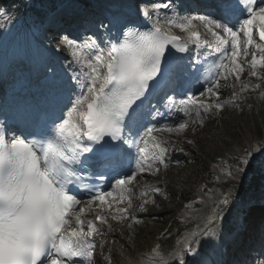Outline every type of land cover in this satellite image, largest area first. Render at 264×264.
I'll list each match as a JSON object with an SVG mask.
<instances>
[{"label":"snow or ice","instance_id":"snow-or-ice-1","mask_svg":"<svg viewBox=\"0 0 264 264\" xmlns=\"http://www.w3.org/2000/svg\"><path fill=\"white\" fill-rule=\"evenodd\" d=\"M158 7L166 9L169 5ZM210 9L206 14L165 17L166 24L186 33V38L162 29L159 20L147 30H141L131 17L121 24L106 48L91 37L83 43L78 42L79 38L64 37L66 45L73 50L74 62L81 67L69 78L73 82L69 86L71 94L61 114L22 130L0 125L4 131L0 135V264H65V258H92L95 238L102 235L99 226L107 224V216L97 214L95 220H88L85 214L99 202L102 212H108L113 220L123 221L128 218V209L117 207L113 214L110 210L116 199L114 192L103 190L91 195L84 206L77 207L82 201L75 192L89 177L105 180L120 176L110 187L118 190L116 202L127 200L130 207L132 189L128 185L136 179L137 171L152 169L157 162L167 167L163 159L167 147L163 145L169 141L154 133H183L189 121L160 127L150 124L144 135L136 139L145 121L162 115L152 103L154 98L160 102L161 92L166 97L165 107L176 108L186 117L190 116L189 104L196 107V116L200 117V109L219 111L234 103L236 93L230 101L207 104L197 103L189 93L187 101L181 102L184 106L177 108L174 97L165 91H174L172 85L182 74L190 72L176 53L191 52L190 44L197 49L211 48L207 40L201 42L194 21H199L212 35L218 53L217 62L207 69L211 79L201 95L207 93L218 98L221 76L227 79L228 75H234L239 81L244 65L238 57L242 52L246 57L249 48L256 50L250 53V75L257 77L258 70H264V6H257V0H214ZM143 15L148 17L149 13L145 11ZM100 26L111 32L112 21H108V26L102 21ZM241 37L246 41L243 48ZM248 87L242 85L240 90L246 91ZM260 95L264 97V92ZM200 123L203 124L202 118ZM145 137L150 138L152 148L158 151L149 155V140ZM133 147L137 149L135 156L130 151ZM256 151L261 153L260 164L264 165V149ZM254 159L253 152L248 151L238 159L235 171L229 170L226 175L233 180L242 179ZM155 171L159 172V167ZM85 190L91 191L86 185ZM152 190L161 192L159 187ZM221 203L229 206L232 201L226 195ZM144 204L140 205L141 211H146ZM224 210L218 208L209 224L224 220L221 215ZM133 220L140 222L135 217ZM185 245L178 255L182 256L184 251L196 254L188 241ZM157 257H161L158 247L153 249L150 259L155 264H166L162 257L157 261Z\"/></svg>","mask_w":264,"mask_h":264},{"label":"rangeland","instance_id":"rangeland-1","mask_svg":"<svg viewBox=\"0 0 264 264\" xmlns=\"http://www.w3.org/2000/svg\"><path fill=\"white\" fill-rule=\"evenodd\" d=\"M139 3L141 4V2ZM185 14L186 16L190 15L187 11L185 12ZM161 18L162 19L160 20V23L163 25H167L164 21V16ZM194 23L200 25L199 21H194ZM27 28L28 25L26 24V20L24 19L15 22L13 20H8L7 18L0 15V45H2V48L6 46L5 43L2 44V37L4 35H6V43L9 40H14V42L16 43V47L19 48L20 42L22 43V41L25 39L23 32ZM67 47L68 46L60 45L59 47H55L52 49L43 46L36 39H34L33 44L35 56L40 57L41 60H43L44 58L47 59L46 64H41L42 69L46 71L45 73L50 72L55 66H57L60 70L65 69L66 64L64 59L67 57ZM252 50V48L248 50L249 54L246 57L243 52L241 56L238 57V61L244 65V71L240 74L239 81L235 79L234 75H228L227 79H224L223 76H221L219 79L221 84V88L219 90L221 94L219 95V97L217 98L216 96H210L209 94L205 93L203 96L197 98L196 102L205 104L224 103L225 101H230L231 93L237 89V85L244 83L247 85L251 84L253 86V76L250 75V70L248 67L249 57ZM30 55L31 53L28 52L26 54V52L23 51V47H21V51L18 55L19 60H21V62L22 60L24 62H27ZM33 72H35V70H33ZM258 74H264V70H258ZM240 102L237 101L235 104L228 103L223 109L219 111L213 109L210 112H204L203 109H200V117L196 116L193 107L190 108L191 123H189L188 128L183 133H173L175 137L166 135L161 136L164 140L169 141V143L166 145L167 148L170 149V153H166L165 157L163 158L167 167H165V165L163 164L161 167H159V172H156L154 170L143 173L144 175L138 174L136 176V179L133 180L130 185H128V187L132 189L131 206L129 207L127 200H125L123 203L125 204V208L128 209V214H132L134 211H136V209H140L141 204H144L142 203V201H133L135 189H138L141 185L147 187L154 184L157 185L158 183L164 182V180H169V178H171L174 186H167L165 188L167 192L166 199L161 198L160 193H153L151 196L154 203L150 202L144 204V207L149 214L151 213L158 216V221L160 222L159 226H154L152 224L140 225L142 227L139 229V235H136L134 237V242L130 244L126 239L127 237L130 238V236L128 235V233L120 229V226L122 225L120 224V222L122 221L118 222L117 220H113L107 212L105 213L99 211L101 214L107 216L108 221L106 225L100 227V232L102 233L103 231H105L109 236H111V238L119 240L131 254L137 251L150 252V250L153 251V249H156L155 240L156 238H161L159 236L163 234V230L168 224V220H163V218L166 216L173 218L181 216L183 217L181 220H183L184 223H187L186 226L188 227H185L186 230L184 231L183 238L181 240L191 237L195 238L197 236L202 238L205 237V239L207 238L210 240V235H205L204 233L211 232L213 227L215 228V230L216 228H219L220 230L221 227L225 224V219H227L228 217L230 218V216L235 213L238 207L246 208L247 212L250 206H258L260 203H258L257 198L264 195V180H262V182H259L257 184L260 185L259 188L254 189L253 191H249L250 189L248 187V183L242 182L241 192L238 193V191L234 189H228V191L226 192L224 185L227 183H223V179H220L219 182H215L212 185V189L215 190L210 192V200H208V198H205V196H202L203 198H200L201 195L198 191L199 188L200 190L202 188V181L206 173L208 171L215 170L213 164L215 165L216 161L222 158L224 155L233 153L239 154L244 157L246 155V152L252 151L254 157H256L260 153L257 152L256 149H264V129L256 128L252 121L251 115L247 111L246 101L241 103ZM236 105H238V107ZM201 118L203 119V124L200 123ZM193 121H195V123H193ZM211 131L214 133L215 142L218 146V149L216 150H208L205 145L206 142L202 141L199 138L202 134H206L207 136ZM218 134H220V138L218 137ZM244 135L252 137L251 141L245 142L242 140L243 142H241L243 145L239 148L236 142L242 139ZM188 140H192L193 143L189 144ZM180 148H183L184 151L181 152L179 150ZM172 154H176L179 157L178 161L175 162L169 158V156ZM188 160L194 161V168L191 169V171L187 170L188 166L184 165V163ZM172 166L175 169V173L171 171ZM182 177L184 178V180L182 179ZM195 185H197L196 191L193 192L192 195L190 193L188 195L186 193L185 195V188H188L189 186L194 187ZM227 193L229 194V198L232 203L229 206L218 205L217 202L221 203L224 196H228ZM142 194L143 193L140 192L138 193L139 196ZM176 194H178L180 200L175 197ZM118 196L119 195L114 194V197H116L117 199ZM206 201L212 202V206L210 208L205 206ZM98 204L99 202H97V204L93 206V210L90 213L85 214V217L91 216L94 213V210L99 208ZM82 206H84V204L81 205V207ZM220 207H224L225 209L224 212L221 213V215H223L225 219L215 220L214 224H209V220H212L214 218L216 210ZM180 208L185 209L183 215L181 213H178ZM202 208H204V212L201 214V216H197L198 214L194 212H197V210H200ZM260 208L261 207L258 206L256 209L260 210ZM260 211L264 212L263 209H261ZM190 212L194 214H190ZM245 214L241 218V224L243 225V227L242 230H240L239 234L243 232L244 228L248 227ZM252 220L254 221V218H252ZM252 220L251 224L254 227V222ZM109 225L111 227H109ZM262 226L264 227V214L257 226L258 232H260V237L257 238V242L263 245V232L261 230ZM251 232L252 234H254V231L251 230ZM252 234L243 235L244 237L246 236V240L241 249H246L249 257V259L247 260V264H264L263 259H260L258 263L259 250L258 248H256V243L250 241V237L252 238ZM233 236L236 237L235 239H237V235ZM232 237L230 239H232ZM181 240L178 244V247L181 244ZM261 250L262 254L264 255V246ZM240 256L241 254L235 255L236 264L241 263ZM211 264L216 263L212 261Z\"/></svg>","mask_w":264,"mask_h":264},{"label":"bare ground","instance_id":"bare-ground-1","mask_svg":"<svg viewBox=\"0 0 264 264\" xmlns=\"http://www.w3.org/2000/svg\"><path fill=\"white\" fill-rule=\"evenodd\" d=\"M100 0H97V3H101L99 2ZM120 1V0H119ZM130 1V0H129ZM132 2H135L136 0H131ZM116 1H113L112 4H116ZM211 1L209 0L206 4H210ZM130 5L133 6L134 3H129L128 1L125 2L124 5ZM191 3H186V5H189ZM97 8V7H96ZM98 12H100L98 10ZM140 19V17H139ZM102 19L100 17L96 18L94 20V24H101ZM105 22V21H103ZM46 60V59H45ZM32 60L29 61V64H32ZM18 60H11L9 61V66L11 68H8L10 71L8 72L7 75H10L12 73L11 69L13 66H17L18 64ZM41 71H43L41 69ZM235 102V101H234ZM233 104V103H232ZM214 133L211 131L209 132V134L206 136V134H202L200 135V139L205 143L206 148L208 150H216L218 149V146L215 142V138H214ZM218 137L220 138V134H218ZM250 136L248 135H244L242 139H240L239 141H237V145L240 148L243 144L242 142H250L251 141ZM243 140V141H242ZM242 141V142H241ZM154 152V149L149 150V153ZM173 160L178 159V157L172 156L171 157ZM214 166V164H213ZM215 170H217V168L215 167ZM171 171L175 173V169L172 166ZM182 179L184 180V178L182 177ZM169 186H174L173 182L171 180V178L164 180V182H162V184L160 185V189L161 191V198L166 199L167 198V192L165 190L166 187ZM196 187L197 185H195L194 187L189 186L188 188H185L184 193L187 195L190 193L192 195L193 192L196 191ZM144 191L143 193H145V197H143V201H153V199L150 197V194L152 192L151 189L148 188H142ZM118 192V190H115ZM137 192V191H136ZM134 196H135V192H134ZM175 197L180 200V197L178 196V194L175 195ZM141 197H139L138 195H136L134 197V199H139ZM258 206L257 205H253L250 206L249 210H247L245 216L247 219V223H248V229L254 231V234H252V238L250 239L251 241H253V243H256V245L259 246V248H261V245L257 242V238L260 236V232H258V223L260 221V219L263 217L264 212L256 209ZM251 209V210H250ZM182 213H184V209H179ZM264 211V209H263ZM113 212V211H112ZM202 212V211H201ZM114 214V212H113ZM253 215V217H252ZM200 216V215H199ZM251 218V219H249ZM252 218H254V221L252 220ZM257 219V221H256ZM251 220L254 222V227L251 224ZM241 222V218L239 220ZM256 221V222H255ZM261 230H264V227L262 226ZM211 232H214V234L211 235V241L212 243H219V233L218 230L216 231L214 228L212 229ZM100 239H103V241H101ZM96 242V246H97V250L98 253L97 255L93 258L91 264H155V261H152L150 258L153 257L152 254V250H150V252L145 251V252H133L132 254L128 252V250L126 249V247L123 245V243H121L119 240L117 239H113L111 238V236H109L105 231L102 232L101 236H97L95 238ZM185 241H188L193 248L198 249L199 251H201L202 256L198 257V261L197 262H192L191 264H208V261L210 259V255H212V248L210 247V249H208L206 247V245L208 243H206L204 240L197 236V237H191L186 239ZM185 241H183L178 248H176L170 255H168L167 257L163 258L162 260L164 262H166V264H176L178 262H181V260L184 261V253L183 255H178V253H181L182 250L185 249L186 245H185ZM244 241V237H241L240 242ZM236 247V246H235ZM185 252V251H184ZM106 258V259H105ZM157 261L160 260V258H156ZM191 262V261H190Z\"/></svg>","mask_w":264,"mask_h":264},{"label":"trees","instance_id":"trees-1","mask_svg":"<svg viewBox=\"0 0 264 264\" xmlns=\"http://www.w3.org/2000/svg\"><path fill=\"white\" fill-rule=\"evenodd\" d=\"M63 0H34L31 5L28 7V18L32 22H42L48 12H50L53 7L59 4ZM0 13L7 15L9 18H18L19 11L16 10V3L13 0H0ZM53 34V33H51ZM264 92V79L262 80V85L259 87L258 93H252L247 91L248 95H246L251 103V106H248L249 114L251 115L252 121L257 129H264V97H261L260 93ZM262 158V157H261ZM257 162H253L251 168L246 172L244 177L237 178L235 180L231 179L226 175L229 170L235 171V168L238 164V159L235 156L228 157V164L224 162L221 163V167L225 170L224 177L227 182L225 186V191L227 192L228 189H234L241 192V184L242 182L248 183L249 191H253L258 187V183L262 180L264 174V165L260 164V160ZM188 170L194 168V163L186 164ZM206 181L212 185L216 182V178L214 175L206 176ZM228 194V193H227ZM229 196V194H228ZM230 199V198H229ZM145 212V211H144ZM144 221V225L152 224L154 226H159V218L157 215L153 214H145V217L141 218V221ZM163 220H168V224L161 235L160 240V247L163 251H168L171 249L176 240L180 237L183 226L181 223L174 219L173 217L166 216ZM134 226V225H133ZM141 226H136L133 230L124 227L123 230L128 231L132 236L139 235V229Z\"/></svg>","mask_w":264,"mask_h":264}]
</instances>
